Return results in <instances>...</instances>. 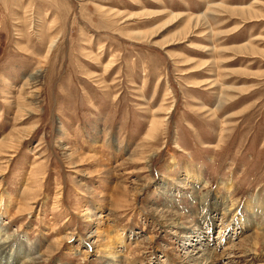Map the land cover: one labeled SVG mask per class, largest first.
Wrapping results in <instances>:
<instances>
[{
  "label": "rangeland",
  "instance_id": "374dc122",
  "mask_svg": "<svg viewBox=\"0 0 264 264\" xmlns=\"http://www.w3.org/2000/svg\"><path fill=\"white\" fill-rule=\"evenodd\" d=\"M258 200L264 0H0V264H264Z\"/></svg>",
  "mask_w": 264,
  "mask_h": 264
},
{
  "label": "bare ground",
  "instance_id": "6f19581e",
  "mask_svg": "<svg viewBox=\"0 0 264 264\" xmlns=\"http://www.w3.org/2000/svg\"><path fill=\"white\" fill-rule=\"evenodd\" d=\"M193 178H194V181L196 182L197 181V176L195 177V175H194V173H193ZM198 182V181H197ZM208 184V183H207ZM222 186H223V183H222ZM226 190H228L229 191V193H230V195H229V200H233V198H234V196H235V194H234V190H233V187L231 186V185H227L226 184ZM232 194H234V195H232ZM253 199V198H252ZM252 199H250V201L252 200ZM229 202V201H228ZM261 202H263V201H260V200H258L256 203L258 204V207H259V213L261 214V216H260V220L263 222V224L261 225L263 228H264V208H263V206H262V204H261ZM264 203V202H263ZM239 205V204H238ZM249 205H250V203H249ZM249 205H247V206H249ZM241 206V205H240ZM227 212L226 211H224V213L223 214H226ZM240 220V219H239ZM5 244L6 243V241H3V242H0V248H1V250L4 252V249L5 248H3V246H2V244ZM5 247H6V249H7V246L5 245ZM107 247H109V246H107ZM107 247H105V249H107ZM29 251H31L32 250V248L31 249H28ZM109 250H111L108 254H109V257L110 258H112V259H114V258H117V256L114 254V249L113 248H111V247H109ZM108 251V250H107ZM206 255H208V254H204V256H206ZM216 258V256H212V257H208V258H206V259H208V260H211V259H215ZM198 260V259H197ZM190 261L192 262H195L196 261V258L194 257V256H190Z\"/></svg>",
  "mask_w": 264,
  "mask_h": 264
}]
</instances>
